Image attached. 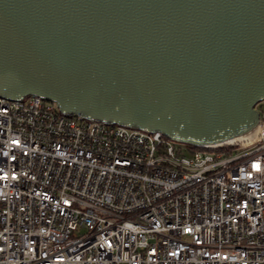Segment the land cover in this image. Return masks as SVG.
<instances>
[{
    "label": "built area",
    "instance_id": "1",
    "mask_svg": "<svg viewBox=\"0 0 264 264\" xmlns=\"http://www.w3.org/2000/svg\"><path fill=\"white\" fill-rule=\"evenodd\" d=\"M0 264H264V116L192 146L0 96Z\"/></svg>",
    "mask_w": 264,
    "mask_h": 264
},
{
    "label": "water",
    "instance_id": "2",
    "mask_svg": "<svg viewBox=\"0 0 264 264\" xmlns=\"http://www.w3.org/2000/svg\"><path fill=\"white\" fill-rule=\"evenodd\" d=\"M223 142L260 120L264 0H0V96Z\"/></svg>",
    "mask_w": 264,
    "mask_h": 264
},
{
    "label": "bare ground",
    "instance_id": "3",
    "mask_svg": "<svg viewBox=\"0 0 264 264\" xmlns=\"http://www.w3.org/2000/svg\"><path fill=\"white\" fill-rule=\"evenodd\" d=\"M257 130H258V124L254 126L252 129L242 134L235 135L232 138H229L228 140H225L223 142H228V143L234 142V141L247 142V141L254 140L257 137Z\"/></svg>",
    "mask_w": 264,
    "mask_h": 264
},
{
    "label": "rangeland",
    "instance_id": "4",
    "mask_svg": "<svg viewBox=\"0 0 264 264\" xmlns=\"http://www.w3.org/2000/svg\"><path fill=\"white\" fill-rule=\"evenodd\" d=\"M260 105L258 106V104L256 103V107L258 108V110L260 111V116H264V99L259 101Z\"/></svg>",
    "mask_w": 264,
    "mask_h": 264
},
{
    "label": "trees",
    "instance_id": "5",
    "mask_svg": "<svg viewBox=\"0 0 264 264\" xmlns=\"http://www.w3.org/2000/svg\"><path fill=\"white\" fill-rule=\"evenodd\" d=\"M257 104H258V106L260 105V103H259V102H257ZM192 146H196V145H192Z\"/></svg>",
    "mask_w": 264,
    "mask_h": 264
}]
</instances>
